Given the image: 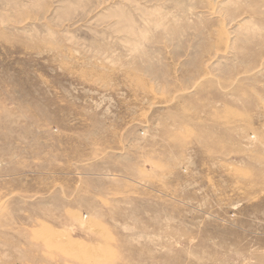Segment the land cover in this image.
Here are the masks:
<instances>
[{
	"label": "rangeland",
	"instance_id": "374dc122",
	"mask_svg": "<svg viewBox=\"0 0 264 264\" xmlns=\"http://www.w3.org/2000/svg\"><path fill=\"white\" fill-rule=\"evenodd\" d=\"M0 264H264V0H0Z\"/></svg>",
	"mask_w": 264,
	"mask_h": 264
}]
</instances>
